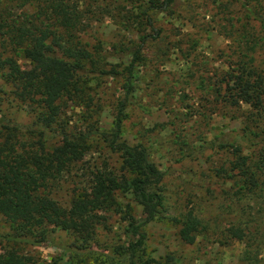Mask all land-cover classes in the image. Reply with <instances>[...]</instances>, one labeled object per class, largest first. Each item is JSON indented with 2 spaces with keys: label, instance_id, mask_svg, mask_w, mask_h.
I'll return each mask as SVG.
<instances>
[{
  "label": "trees",
  "instance_id": "trees-1",
  "mask_svg": "<svg viewBox=\"0 0 264 264\" xmlns=\"http://www.w3.org/2000/svg\"><path fill=\"white\" fill-rule=\"evenodd\" d=\"M18 1L21 3L14 4ZM174 2L10 0L4 4L0 0V219L9 227V231L0 232V238L51 246L64 254L70 246L56 247L48 242L54 229L76 233L81 242H92L103 219L101 212L116 211L119 192H127L146 215H125L126 242L118 247L117 261L109 260L110 264H139L138 251L146 239L143 228L164 205L161 188L169 171L151 160L144 143L122 138L123 120L127 104L134 100L136 65L146 44L161 60L170 51L151 11ZM13 6L32 10L11 13ZM241 7L244 20L235 29L236 59L234 64L229 62L212 92L226 107L241 110L242 126L255 148L247 153L235 140L223 139L219 146L230 156L216 169V175L228 184L229 207L236 217L226 234L245 244L252 264H263L257 254L264 248V75L255 64V54L264 56V9L256 0L241 1ZM98 13H115L124 29L137 27L138 41H132L120 55L127 58V64L109 128L93 119L99 86L91 83L104 76L118 79L120 71L108 63L109 54L88 46L83 37ZM68 101L81 106L80 125H71L67 118ZM10 102L25 105L28 123L17 121L6 111L4 105ZM94 148L117 155L119 167H111L106 160L89 165L85 169L88 189L62 204L54 197L62 175L71 172ZM176 212L170 220L178 225L180 239L193 243L203 228L195 207L184 205ZM28 260L14 249L0 251V264H29Z\"/></svg>",
  "mask_w": 264,
  "mask_h": 264
},
{
  "label": "rangeland",
  "instance_id": "rangeland-1",
  "mask_svg": "<svg viewBox=\"0 0 264 264\" xmlns=\"http://www.w3.org/2000/svg\"><path fill=\"white\" fill-rule=\"evenodd\" d=\"M3 1L4 4L10 2ZM241 1L247 0H176L168 8L162 6L151 11L155 26L162 29L169 41L170 51L168 57L161 60L146 44L142 60L136 65L138 82L133 103L127 104L125 109L122 138L130 143H144L151 160L169 172L161 188L165 194L164 205L157 217L143 228L146 239L138 251L139 264H154V261L252 264L245 244L226 234L236 217L229 207L232 200L228 184L216 175V169L229 155L219 146L223 139L235 140L247 153L255 145L242 126L241 110L226 107L212 92L229 69V62L234 64L236 59L233 54L237 45L235 29L244 20ZM256 1L264 9V0ZM11 9V13H22L30 12L32 7L13 6ZM97 17L90 20L84 40L93 49L109 54L108 63L120 71L118 79L104 76L91 83L96 88V84L99 86L93 119L98 120L101 127L109 128L114 104L122 91L123 68L127 64V58L120 55L132 41H138L137 27L124 29L115 13L113 16L98 13ZM255 57V64H259L264 75V56L255 54ZM4 107L17 121H30L25 105L10 102ZM241 107L247 109L243 104ZM67 108L71 125L77 122L80 125L81 106L68 101ZM103 160L111 167H119L117 155L104 148H94L71 172L62 175L54 197L66 204L73 195L87 190L89 180L85 169ZM117 199L119 208L116 211L101 212L102 222L90 243L81 242L76 233L54 229L48 235V242L56 247L70 246L64 254L51 246L6 238H0V251L14 249L29 258V264H110L117 261L118 247L126 242L124 229L128 218L125 215H146L143 206L131 194L119 192ZM184 205L195 207L203 225L193 243L182 241L178 225L170 220ZM5 231H9V227L0 219V232ZM258 259L264 264V248L258 252Z\"/></svg>",
  "mask_w": 264,
  "mask_h": 264
}]
</instances>
